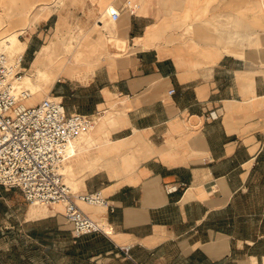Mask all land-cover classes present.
I'll return each instance as SVG.
<instances>
[{"label": "crops", "instance_id": "crops-1", "mask_svg": "<svg viewBox=\"0 0 264 264\" xmlns=\"http://www.w3.org/2000/svg\"><path fill=\"white\" fill-rule=\"evenodd\" d=\"M101 1L95 0L96 9L114 2ZM170 3L162 8L173 10ZM154 7L114 21L112 40L133 49L122 64L88 69L76 86L71 78L60 80L70 70L58 79L70 81L57 93L70 112L95 114L113 100L121 114L112 139L137 146L135 171L103 188L108 205L99 216L113 234L103 236L102 252L122 255V264H264V209L239 207L264 182V76L246 50L212 49L197 36L190 43L179 30L149 44V26L171 23L154 16ZM210 112L218 116L208 118ZM96 175L81 191L99 189L100 182L90 180Z\"/></svg>", "mask_w": 264, "mask_h": 264}, {"label": "rangeland", "instance_id": "rangeland-1", "mask_svg": "<svg viewBox=\"0 0 264 264\" xmlns=\"http://www.w3.org/2000/svg\"><path fill=\"white\" fill-rule=\"evenodd\" d=\"M94 2L0 0V38L18 32L20 27L24 28V32L18 35L21 40L19 48L22 50L12 53V48L7 46L4 51L12 58L24 55L25 75L42 68L47 70L49 76L40 91L32 90V100L27 105L36 104L48 96H58L57 93L65 89L61 85L70 83L58 80L67 70L71 74L62 76L60 80L71 78L72 85L76 86L88 75V69L107 66L113 69L132 52L133 49H128L126 44L123 49L117 47L107 34L112 38L118 33V26L115 20H111V14L119 10V18L122 19L130 13L133 4L140 1L103 2V10L96 9ZM175 2H168L173 10L171 7L162 8L168 3H162L161 0H141V8H133L135 12H142L146 5L156 6L152 9L154 16L165 15L171 21L170 24L148 27L151 33L149 44L161 38L164 32L175 34L179 30L182 39L190 43L197 36L200 41L210 43L212 49L219 45L224 46L222 48L227 52L246 50L249 53L247 59L257 61L259 72L264 76V0H178L177 5ZM184 2L187 3L186 8L182 6ZM106 5L113 8L111 12L104 8ZM202 18H205L204 22ZM98 19L101 26L96 24ZM172 40L170 38L169 41ZM75 47L95 51L97 56L73 57L72 49ZM0 49L3 50L1 43ZM68 57L70 61H67ZM108 105L109 108L101 107L102 111H106L100 113L95 128L77 142L79 155L75 161H70L74 180L71 182L65 175L66 182L74 191H81L86 178L97 173L90 180L94 183L99 181L95 187L106 196L108 189L103 188L112 180L120 179L119 182H123L125 175L135 171L139 159L135 153L136 144H119L121 150L109 142L110 138H115L112 135L116 128L114 122L121 111L113 100ZM142 144L147 146V140L142 138ZM120 165L123 169L119 168ZM103 168H109L110 171ZM78 204L86 213L106 225V220L99 216L105 206L80 201ZM58 205L30 203L19 188L0 186V264H122V255H116L115 252L103 254L102 249L106 246L103 235L76 237L72 224L64 218V206L60 204L62 209L56 211ZM239 207L262 211L264 182L254 189L253 198L241 200ZM261 224L260 229L264 233V219ZM96 235L101 237L97 238ZM259 250L264 251V239L259 243ZM99 253L101 255L97 256Z\"/></svg>", "mask_w": 264, "mask_h": 264}, {"label": "built area", "instance_id": "built-area-1", "mask_svg": "<svg viewBox=\"0 0 264 264\" xmlns=\"http://www.w3.org/2000/svg\"><path fill=\"white\" fill-rule=\"evenodd\" d=\"M136 6L133 4V8ZM133 8L130 13L135 12ZM119 16L116 10L110 18L114 21ZM25 73L24 55L12 58L0 49V186L19 188L30 203L62 204L64 218L72 224L76 237L109 236L113 231L110 223L103 225L78 204L80 201L106 207L108 200L102 190L74 191L62 172L65 162L73 157L75 144L95 128L101 111L70 112L59 96L26 105L25 100L33 92L23 82ZM173 92L171 88L169 93ZM217 116L213 112L207 115ZM129 249L121 247L131 259Z\"/></svg>", "mask_w": 264, "mask_h": 264}, {"label": "bare ground", "instance_id": "bare-ground-1", "mask_svg": "<svg viewBox=\"0 0 264 264\" xmlns=\"http://www.w3.org/2000/svg\"><path fill=\"white\" fill-rule=\"evenodd\" d=\"M104 8L107 9V11H110V12L113 9L112 7H110L108 5H106ZM98 22H100L99 19L97 20V23L96 24H98ZM23 30H24V28H21L20 27L19 30H18V32H12L11 34H7V35L1 37L0 38V43H1L2 47H3V50L8 46V47L12 48V50H11L12 53L17 52V51H21L22 49L19 48V43H21V40L19 39L18 35L21 34V33H23L24 32ZM14 31H16V30H14ZM150 36H151V33H150V31H148L147 32V38L150 39ZM109 39L111 40L112 38H109ZM113 40H114L115 44L117 45V47H119L120 49H123L125 47V44H126V41L125 40L119 39V38H114ZM72 50H73V57H77V56L79 57V55L82 54L81 49H77L75 47ZM22 55L23 54H20L19 57H21ZM67 61H70V58L69 57H68ZM48 79H49V76L47 74V70L46 69H42V68H37V71L36 72H32V73L26 74L23 77V82L25 84H27L29 87H31L32 90H33V92H34V91H40L42 89L43 85H45L47 83ZM31 100H32L31 97L27 98L25 100V104L27 105L28 102H31ZM125 140L126 139H124V138L117 139V140H113L112 138H110L109 139V142L111 144H113L115 147L117 146L116 148H120L121 145L119 146V144L126 143ZM153 146H154V144H153ZM108 148H110V147H108ZM147 148H148V145L146 146V149ZM78 155H79L78 144H75L73 157L70 160H68L67 162H65V164L62 167V172H63L64 176L66 175L71 182L74 180V177H73V173L71 172V167L70 166H72L71 165L72 162L70 164V161H75L77 159L76 156H78ZM119 168L123 169V167L121 165L119 166ZM103 169H105V168H103ZM105 170L106 171L107 170L110 171L109 168H106ZM61 209H62V207L59 204L58 207H57V209H56V211H60ZM111 234H113V231H110L109 236Z\"/></svg>", "mask_w": 264, "mask_h": 264}]
</instances>
